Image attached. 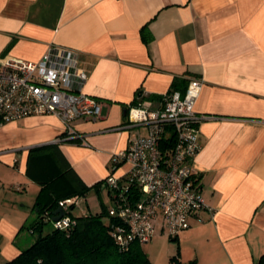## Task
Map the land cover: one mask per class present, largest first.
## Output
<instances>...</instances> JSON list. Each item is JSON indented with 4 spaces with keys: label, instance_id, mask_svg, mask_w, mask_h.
Segmentation results:
<instances>
[{
    "label": "crops",
    "instance_id": "1",
    "mask_svg": "<svg viewBox=\"0 0 264 264\" xmlns=\"http://www.w3.org/2000/svg\"><path fill=\"white\" fill-rule=\"evenodd\" d=\"M52 46L76 52L86 74L80 89L101 101V114L72 121L87 143L67 138L51 113L0 126V264L32 243L21 228L36 219L37 202L48 199L26 174L32 156L59 167L46 148L58 145L91 187L76 195L72 207L93 213L90 201L99 203L103 190L109 192L106 177H122L129 169L124 161L113 168L114 159L131 138L145 133L142 126L117 128L127 120L128 105L141 99L157 107L163 93H184L191 78L203 81L194 106L201 148L193 158V178L215 214L202 212L204 222L192 218L172 238L170 254L179 264H260L264 0H0V57L38 60ZM155 232L163 235L160 217Z\"/></svg>",
    "mask_w": 264,
    "mask_h": 264
},
{
    "label": "built area",
    "instance_id": "2",
    "mask_svg": "<svg viewBox=\"0 0 264 264\" xmlns=\"http://www.w3.org/2000/svg\"><path fill=\"white\" fill-rule=\"evenodd\" d=\"M76 55L71 48L52 46L38 60L0 57V126L26 115L51 113L63 123L67 138H81L87 143L72 121L99 117L101 101L80 89L86 74L77 66ZM202 84L201 79L191 78L184 93H163L157 107L137 99L127 107L126 122L117 127L145 129L115 158L129 164L125 175L111 173L105 179L112 199L108 213L116 219L112 237L120 250H127L133 242L149 241L159 217L170 238L189 228L192 218L204 222V211L214 217L215 209L206 203L193 178V158L201 148V118L194 106ZM168 127L174 132V143L165 157L162 142ZM77 198L59 201L64 213L51 219L54 226L74 223L67 212L78 203Z\"/></svg>",
    "mask_w": 264,
    "mask_h": 264
},
{
    "label": "trees",
    "instance_id": "3",
    "mask_svg": "<svg viewBox=\"0 0 264 264\" xmlns=\"http://www.w3.org/2000/svg\"><path fill=\"white\" fill-rule=\"evenodd\" d=\"M173 143L174 132L168 127L162 142L165 157ZM46 148L55 155L60 166L46 162L44 156H32L26 170L29 177L41 184L42 191L48 192L45 203L37 202L36 219L27 225L29 231L35 234V240L1 264H153L142 243L133 242L127 250L117 247L112 237L116 219L109 215L105 206L98 212L75 215L71 205L67 215L74 219V223L62 228L54 226L51 219L55 216L59 201L77 194L84 195L91 187L75 173L58 145ZM117 163L114 159V166ZM101 184L98 182L93 187L98 189ZM109 193L111 195L110 190ZM49 223L52 227L47 229ZM172 261L179 264L175 256H172ZM259 263L264 264V254Z\"/></svg>",
    "mask_w": 264,
    "mask_h": 264
},
{
    "label": "rangeland",
    "instance_id": "4",
    "mask_svg": "<svg viewBox=\"0 0 264 264\" xmlns=\"http://www.w3.org/2000/svg\"><path fill=\"white\" fill-rule=\"evenodd\" d=\"M102 196L103 198H99V203L96 202L94 199L90 201L93 212H96L98 209L101 210L104 206L108 208L109 206L112 205L111 195L109 194L108 191H106V189L103 190ZM72 197H77V196L73 195ZM79 197L77 198L78 200L80 199ZM83 205H84L83 208L86 209L87 208L86 203H83ZM73 209L75 210L76 214H81L79 206ZM28 224H26L23 228H21L22 229L21 233L25 235V238L26 236H28L29 240L33 242L35 240V234L29 231V229L27 228ZM51 227L52 224L49 223L47 224L46 228L50 229ZM160 233L161 232H159V234H156L155 232L149 241L143 243V247L156 264H174V262L172 261V256L170 254V251H172V249L175 248L176 241L168 237L166 232L163 231V235H160Z\"/></svg>",
    "mask_w": 264,
    "mask_h": 264
},
{
    "label": "water",
    "instance_id": "5",
    "mask_svg": "<svg viewBox=\"0 0 264 264\" xmlns=\"http://www.w3.org/2000/svg\"><path fill=\"white\" fill-rule=\"evenodd\" d=\"M57 213H59L58 216H54L53 219H57L58 217H60V216L63 215L64 212H63V210H62L61 207H58V208L55 210L54 214H57Z\"/></svg>",
    "mask_w": 264,
    "mask_h": 264
}]
</instances>
